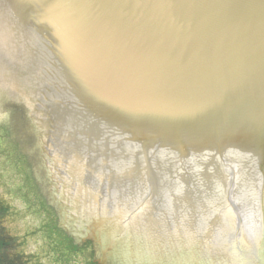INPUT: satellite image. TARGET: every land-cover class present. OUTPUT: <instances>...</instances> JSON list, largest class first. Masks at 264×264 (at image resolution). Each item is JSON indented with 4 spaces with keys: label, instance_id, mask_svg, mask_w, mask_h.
I'll use <instances>...</instances> for the list:
<instances>
[{
    "label": "water",
    "instance_id": "95a60500",
    "mask_svg": "<svg viewBox=\"0 0 264 264\" xmlns=\"http://www.w3.org/2000/svg\"><path fill=\"white\" fill-rule=\"evenodd\" d=\"M0 193L37 264H264V0H0Z\"/></svg>",
    "mask_w": 264,
    "mask_h": 264
},
{
    "label": "rangeland",
    "instance_id": "374dc122",
    "mask_svg": "<svg viewBox=\"0 0 264 264\" xmlns=\"http://www.w3.org/2000/svg\"><path fill=\"white\" fill-rule=\"evenodd\" d=\"M21 244L0 193V264H37ZM72 264H98L96 242L80 247Z\"/></svg>",
    "mask_w": 264,
    "mask_h": 264
},
{
    "label": "flooded vegetation",
    "instance_id": "af4514ba",
    "mask_svg": "<svg viewBox=\"0 0 264 264\" xmlns=\"http://www.w3.org/2000/svg\"><path fill=\"white\" fill-rule=\"evenodd\" d=\"M168 229H172V227H167ZM154 233H156V234H159V236H162V235H165V234H163L162 232H156V231H154ZM166 233H169V234H167V235H171L172 233H170V231H166ZM117 237L119 238L118 239V241H122L121 239L122 238H120L118 235H117ZM165 239H167V240H171L172 239V237H161L159 240H161V241H164ZM160 252H162V251H158V253H160ZM139 254H140V251L138 252ZM138 259H140V258H138ZM173 259H171V257H168L167 255L166 256H162L161 258H144V259H142V260H140V262H137L138 264H172L171 263V261H172ZM205 262H207V263H209V264H211V263H213V264H216L213 260H211V259H203ZM118 261V260H117ZM120 261H122V264H124V261L125 262H129V260H123V258H120ZM205 262H203V263H205ZM133 263L134 264H137L135 261H133ZM174 264H187V262H180V261H178V260H175L174 261Z\"/></svg>",
    "mask_w": 264,
    "mask_h": 264
}]
</instances>
